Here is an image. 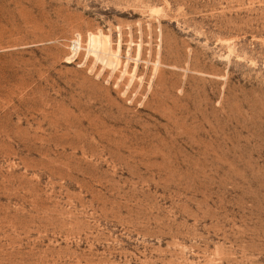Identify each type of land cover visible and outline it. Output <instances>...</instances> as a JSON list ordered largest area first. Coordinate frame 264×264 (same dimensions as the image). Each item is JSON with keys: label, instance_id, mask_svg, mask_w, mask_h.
Masks as SVG:
<instances>
[{"label": "rangeland", "instance_id": "374dc122", "mask_svg": "<svg viewBox=\"0 0 264 264\" xmlns=\"http://www.w3.org/2000/svg\"><path fill=\"white\" fill-rule=\"evenodd\" d=\"M0 264H264V0H0Z\"/></svg>", "mask_w": 264, "mask_h": 264}, {"label": "bare ground", "instance_id": "6f19581e", "mask_svg": "<svg viewBox=\"0 0 264 264\" xmlns=\"http://www.w3.org/2000/svg\"><path fill=\"white\" fill-rule=\"evenodd\" d=\"M95 36V35H94ZM91 42L94 44H96L98 42V40L96 39V37H91Z\"/></svg>", "mask_w": 264, "mask_h": 264}]
</instances>
